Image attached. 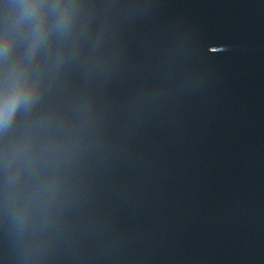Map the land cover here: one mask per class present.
Wrapping results in <instances>:
<instances>
[{
    "label": "water",
    "instance_id": "water-1",
    "mask_svg": "<svg viewBox=\"0 0 264 264\" xmlns=\"http://www.w3.org/2000/svg\"><path fill=\"white\" fill-rule=\"evenodd\" d=\"M0 44V264H264V0H0Z\"/></svg>",
    "mask_w": 264,
    "mask_h": 264
},
{
    "label": "clouds",
    "instance_id": "clouds-1",
    "mask_svg": "<svg viewBox=\"0 0 264 264\" xmlns=\"http://www.w3.org/2000/svg\"><path fill=\"white\" fill-rule=\"evenodd\" d=\"M22 14H30L32 5L21 2ZM11 43L5 40L4 44ZM0 51H3V45L0 44ZM37 86L20 77L12 83L5 86L0 91V127H7L15 118L21 106L30 105L36 96Z\"/></svg>",
    "mask_w": 264,
    "mask_h": 264
}]
</instances>
